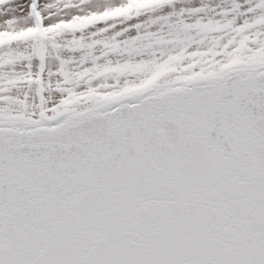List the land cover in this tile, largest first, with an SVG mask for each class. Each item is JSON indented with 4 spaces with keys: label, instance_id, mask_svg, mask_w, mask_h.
Masks as SVG:
<instances>
[{
    "label": "snow or ice",
    "instance_id": "snow-or-ice-1",
    "mask_svg": "<svg viewBox=\"0 0 264 264\" xmlns=\"http://www.w3.org/2000/svg\"><path fill=\"white\" fill-rule=\"evenodd\" d=\"M0 264H264V0H0Z\"/></svg>",
    "mask_w": 264,
    "mask_h": 264
}]
</instances>
